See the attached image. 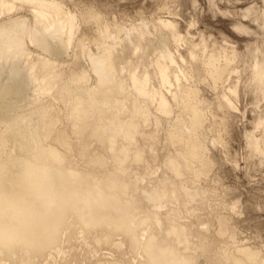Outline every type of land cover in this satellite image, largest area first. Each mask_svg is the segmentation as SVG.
<instances>
[{"label": "bare ground", "instance_id": "obj_1", "mask_svg": "<svg viewBox=\"0 0 264 264\" xmlns=\"http://www.w3.org/2000/svg\"><path fill=\"white\" fill-rule=\"evenodd\" d=\"M62 4V0H0V17L10 14L14 9H25L32 18H30L31 22L23 16H19L15 20L0 22V197L8 200L20 195L29 174L36 166L42 165L54 175L53 187L58 198L56 210L48 216L45 227L38 233L14 247L0 245V264H8L12 261L21 264H35L40 258L55 252L59 253L62 237H65L66 231L76 219V209L82 198L90 205L103 207V213L97 218V226L106 230L107 237L120 233L125 236L131 249L139 245V239L127 222L126 212L129 206L124 202L123 195L115 196L112 189L118 188V182H115L117 179H128L133 169L147 166L145 161H152L158 157V148L152 134L140 133L132 136L133 127L136 125L151 126L152 121L154 125L152 127L157 130L160 128L161 121L171 116L175 106L179 108L178 114L175 112L177 115L169 120L166 136L169 142L168 146L174 147L176 153L170 158L167 157L163 164L162 176L155 179L149 189H139L135 184L139 178H136L125 192L134 207L140 206L143 209L145 220H153L155 224L152 239L144 245L146 258L138 264H193L196 259L195 255L191 253L178 255L176 253V247L186 248L188 244V239L185 236L182 237L181 232L188 228L186 231L194 232L198 238L203 239L205 247L208 249L212 248L215 241L220 238H226L228 235H230L228 238H232L234 232L229 223V217L226 215V217L224 215L216 217L218 232L209 241L206 240L204 232L192 231L188 224L178 223L174 209L165 214V223H162L163 225L170 224V227L164 229L162 224L155 222L156 218L161 215L158 210L163 199L176 202L183 198V201L193 202L198 199L199 193H205L204 188H200L198 191L189 189L187 183H194L198 179L204 180L212 167L215 166L213 165L215 163L206 155L208 148L204 128L207 127L205 125L206 116L210 114L205 113L208 100L206 106L203 101L205 99H201L204 93H201L200 97L198 87L195 88L192 84V87L188 86V83L186 86L181 83V79L192 77L199 81L204 75L216 85L219 80L225 77L228 69H231V61L236 60L239 53L234 51L220 53L219 50L220 52L214 51L206 58L199 56L200 53H198L197 45L200 46V49L205 47L202 41L198 44L190 43L185 52L189 59L188 63H190V70L187 65L189 74L186 73V70L184 72V68L181 66L180 68L183 70L179 68L180 73H175L174 68L177 66L178 60L183 62L184 55L179 54L177 58L176 52H172L163 40L167 36L173 42L172 44H176L182 37L176 31L172 21L159 18L156 25L165 30L161 33L159 44L157 42L160 52L155 58H151L152 60L143 72L137 74L131 71L120 79V81H125L128 88L127 93L123 91L121 83L118 84L114 81L109 83L108 80L111 76L106 78L104 75L108 76L113 73L116 63L125 57L129 46L132 45L134 51L139 50L141 42L147 48L150 46L148 36L143 34H141L143 36L141 40L132 38L133 41H130V37L127 35L121 37L120 47H112L107 50V62L102 64L95 61L91 64V72L97 77L92 88L75 86L74 83H81L89 74L88 70L78 63V59H76L78 60L76 63L75 60L72 62L74 68L70 71L68 68L69 72L64 73L61 69L64 63L60 58L67 53L68 47L74 40L78 20L75 14L65 11ZM81 18L84 21L83 24H86L87 21L97 24V34L94 31L93 36L94 33L96 37L97 35L99 37L107 36L108 26L103 22L101 16L94 12H88ZM82 42L83 38L81 37L77 40V45L82 46ZM28 43L37 47L42 55L34 54L31 52L32 50L27 53ZM260 52L264 53V44ZM187 56L184 57L187 58ZM143 59L144 54L137 55L135 61H126L120 70L124 67L136 66ZM184 62L186 65V61ZM99 70L103 72L102 75ZM238 72L236 70L235 74ZM232 73L228 74L232 76ZM249 75L251 91L259 101V98H264V58L250 66ZM206 78L204 82L201 80L198 86L205 87ZM224 81L222 80V82ZM202 83L205 85H201ZM173 85L175 88L172 90ZM227 87V92L219 93L221 96L216 102L217 105H215L216 103L214 105L217 106V109H223L226 112L237 110L236 104L233 102L238 97L237 85L232 84ZM48 95L53 97L52 100L58 101L62 108L68 109L75 127L73 130L76 133L89 134L90 143L81 145V158L87 169L74 167L72 160L51 143V140L60 141L64 135L59 134L60 129L56 126L53 102L51 99L52 103L42 99V96ZM216 108L213 107V110ZM153 112L155 116L149 117L153 115ZM211 114L216 116L215 112ZM213 116L212 118L215 119L216 117ZM220 116L224 117L225 115ZM226 116L224 119L220 117V128H225L228 125L225 122ZM87 117L96 121H107L111 129L110 133L102 135L97 131L90 132L91 127L85 122ZM227 117L229 118V116ZM215 120L217 123L218 118ZM254 128L261 130L262 134L258 138H251V134L248 133L246 138L250 140L249 145L253 153L264 154V119L262 117L255 119ZM222 134L224 136V133L221 132ZM131 136L143 141L144 145L136 149L130 157L119 149L121 154L117 157V162L112 167L109 166L110 169L105 170L106 151L99 149L98 146L101 143L104 146L106 144L110 146L116 144L117 141L129 144ZM224 137L227 138L226 134ZM218 138H220L219 135ZM218 138H213L212 144L217 143ZM48 139L50 140L48 141ZM67 146L70 147L69 144ZM98 173L100 174L98 175ZM98 178H102L100 180L104 184L110 185L109 188L103 192L97 191L94 182ZM24 198L30 202L33 201L32 196L26 195ZM150 203H152L153 209L148 206ZM206 208V203H204L205 211ZM230 209L233 210L234 207H230ZM207 212L205 213L208 215ZM178 224L184 228H180ZM227 233L228 235H226ZM238 252L239 255L236 256L220 253L221 256L209 257L208 260L210 264H264V260L258 258V251L254 249L245 248ZM113 264L119 263L114 262Z\"/></svg>", "mask_w": 264, "mask_h": 264}, {"label": "rangeland", "instance_id": "obj_2", "mask_svg": "<svg viewBox=\"0 0 264 264\" xmlns=\"http://www.w3.org/2000/svg\"><path fill=\"white\" fill-rule=\"evenodd\" d=\"M62 3L63 9L75 14L78 20L74 40L68 47L67 53L60 58L64 63L61 69L64 73H67L74 68V66L72 67V62L75 60L76 63L79 60L78 63H81L80 65L87 69L89 74L81 83H74L75 86L92 88L97 77L91 72V64L95 63V61L102 64L107 62V50L112 47H120L121 37L127 35L130 37V41H133L132 38L141 40L143 37L141 34H143L148 36L150 46L147 48L141 41L137 51H134L132 45L129 46L125 57L116 63L113 73L108 76L104 75L106 78L111 76L108 80L109 83L113 81L118 84L121 83L124 88L123 91L127 93V85L124 83L125 81H120V79L127 76L131 71L137 74L143 72L149 65L150 60L155 58L160 52L158 41L162 37L161 33L165 30L157 27L156 24L159 22V18L172 21L176 31L182 37L176 44H172L173 42L167 36L163 40L164 44L172 52H176L177 58L179 54L187 56L185 52L190 43L198 44L201 41L205 44V47L200 49V46L197 45V48L199 49V56L202 57L208 58L214 51H221L220 53L234 51L237 54L239 53L236 60L231 61V69H228L225 77L219 80L220 83H216L217 90L212 80L204 75L199 81L192 77H188L190 82H188L189 80L187 81V77V79H181L182 81L184 79L181 83L185 85L188 83V86L192 84L193 87H198L200 97L201 93H204L201 99H205L203 101H205L206 106L208 103L207 108L205 107L207 109V112L205 109V113H210L207 114L210 117L206 116L205 122L207 124L205 123V125L208 128L206 126L204 128V134L207 135L205 139L208 148L206 155L215 163L213 164L215 166L212 167L204 180L198 179L194 183H187L189 189H197L198 191L200 188H204L206 190L205 193H199L198 199L193 202L183 201V198L176 202L163 199L158 210L161 215L156 218L155 222L159 224L165 223V214L174 209L178 223L188 224L192 231L204 232L206 240L209 241L218 232L216 217L226 215L229 217V223L233 228L232 238H228L230 235L227 233L228 237L225 236L226 238L223 237L216 240L212 248L208 249L205 247L204 240L198 238L194 232H187V228L180 234L188 239V244L186 248L176 247V253L178 255H183L184 253L195 255L196 259L193 264H210L209 257H219L221 256L220 253L236 256L239 255L238 250L246 248L258 251V258L264 260V154L253 153L249 145L250 140L246 138L248 133L251 134V138H258L262 134L261 130L254 128V121L257 117L264 119V98H259V101L256 100L258 98L251 91L249 85L250 66L264 58V53L260 52L264 44V0H62ZM88 12H94L102 17L103 22L108 26L106 37H99L98 35L96 37L95 33L97 34L98 26L95 22L87 21V23L85 22L86 24H83L84 21H82L81 17ZM19 16H23L30 22L32 21L27 10L14 9L10 14L2 15L0 22L15 20ZM94 31H96L94 33L95 37L93 36ZM81 37L83 38L82 46H78L77 40ZM29 50H32L31 52L34 54L42 55L37 47H33V45L28 43L26 52L28 53ZM142 54H144V59L140 64L130 68L124 67L120 70L126 61H135L136 56ZM184 56L183 62L178 60V64L174 68L175 73L184 68V72L186 70V73L189 74L187 70L188 67L190 70L189 59L188 56L187 58ZM184 61H186V65ZM187 65L189 66L187 67ZM177 67L178 69H176ZM235 69L237 72L239 71V74H235ZM229 72H233L232 76L228 74ZM99 73L103 74L100 70ZM205 78L207 81V83L205 82L206 85L201 84L205 85V87L198 86V83L201 80L204 82ZM222 80L225 81L222 82ZM234 80H237V82L235 83ZM210 84L215 86L211 87L209 86ZM232 84H236L238 89V97L233 101L237 110H228L232 112L229 113L226 110L217 109L215 105H217L216 102L221 96L220 94L223 91L227 92V86ZM174 88L173 85L171 89L173 90ZM220 89H223L222 92ZM209 92L212 93L210 94ZM51 98L53 97L49 95L42 96L43 101L48 103ZM51 101L50 103H52V106L54 105L53 108L56 112V126L61 132L59 134L64 135L63 140H51V143L55 145L54 147L57 150L64 152V155L72 160L74 167L87 169L81 158V145L82 143H90L89 134L76 133L73 130L75 127L68 109L62 108L58 101L52 99ZM212 106L216 110H213ZM208 107L212 110L210 111ZM173 110L171 116L166 118L167 120L161 121L160 128H157V130L152 127L154 126L152 121L150 123L151 126L136 125L133 127L132 136L140 133L152 134L158 148V157L152 161H145L147 166L133 169L128 179H117L115 182H118L119 186L112 189L115 196L123 195L124 202L129 206L126 212L127 222L139 239V245L131 249L125 236L120 233L107 237L106 230L101 226H97V218L103 213V207L90 205L82 198L76 209V219L73 220L72 226L66 231L65 237H62L61 251L40 258L35 264H113L114 262L119 264H138L146 258L144 245L148 240L152 239L155 224L153 220H145L143 209L140 206L134 207L125 191L129 189V186L136 178H139L138 182L135 183L139 189H149L154 180L162 176L164 161L167 157L170 158L176 153L174 147L168 146L169 142L166 136L169 120H172L178 114L177 110L179 108L175 106ZM214 112L216 113V118L213 116L214 114H211ZM221 113L229 116V118L226 116L227 119H225V122L229 125L226 124L227 126H225L227 130L219 126V120L225 118V116H220L222 115ZM152 116H155L154 112L149 117ZM212 116L215 119L218 118V124ZM85 122L90 125V132L92 133L97 131L102 135H107L111 131L107 121L101 122L87 117ZM215 128H218L219 131ZM220 131L224 133V136L226 134L227 138L223 134L221 135ZM218 135L221 140L223 138L226 139L221 142ZM132 136L129 144L124 141H117L116 144L110 146L107 144L104 146L103 143L98 146L99 149L106 151L105 170L110 169L117 162V157L121 154L120 150H122L123 154L127 153V156L130 157L136 149L144 145L143 141L137 140ZM215 137L218 138L216 145L212 144V139H215ZM66 143L69 144V148ZM100 179L102 178L95 180L94 184L97 191L103 192L110 185L104 184ZM204 203H206L208 215L205 213ZM151 205L152 203L148 206L153 209ZM230 207H234V209L231 210ZM180 224L178 226L183 229L184 227ZM167 227H170V224H162V228L167 229ZM8 264L21 263L12 261L8 262Z\"/></svg>", "mask_w": 264, "mask_h": 264}, {"label": "clouds", "instance_id": "obj_3", "mask_svg": "<svg viewBox=\"0 0 264 264\" xmlns=\"http://www.w3.org/2000/svg\"><path fill=\"white\" fill-rule=\"evenodd\" d=\"M54 175L42 165L29 174L24 190L13 199L0 197V245L14 247L45 227L57 208ZM32 196L33 201L25 200Z\"/></svg>", "mask_w": 264, "mask_h": 264}]
</instances>
